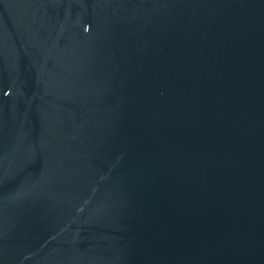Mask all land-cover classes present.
Wrapping results in <instances>:
<instances>
[{"label": "water", "instance_id": "95a60500", "mask_svg": "<svg viewBox=\"0 0 264 264\" xmlns=\"http://www.w3.org/2000/svg\"><path fill=\"white\" fill-rule=\"evenodd\" d=\"M0 264H264V0H0Z\"/></svg>", "mask_w": 264, "mask_h": 264}]
</instances>
